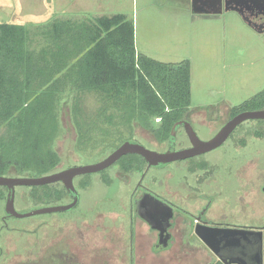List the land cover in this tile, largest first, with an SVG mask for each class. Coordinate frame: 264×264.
<instances>
[{
	"label": "rangeland",
	"instance_id": "374dc122",
	"mask_svg": "<svg viewBox=\"0 0 264 264\" xmlns=\"http://www.w3.org/2000/svg\"><path fill=\"white\" fill-rule=\"evenodd\" d=\"M117 14L133 22L137 54L163 63L189 61L187 119L201 140L212 137L230 119L232 108L264 91V37L233 12L194 19L183 0H0V23L25 26L35 50L44 45L41 32L54 20L78 22ZM62 98L53 142L59 158L56 171L102 160L114 150L112 146L120 144L119 134L130 132L133 142L152 151L166 149L167 141L158 142L140 127L130 130L97 119L100 104L93 94L81 97L80 121L86 137L78 144L74 99ZM177 142L186 145L183 135ZM215 164L217 177L204 188L212 187L217 196L214 216L233 226L263 225L264 122L241 124L230 140L202 157L149 168L144 184L173 200L168 192L184 195L194 185L195 174L186 173L188 167L212 168ZM233 168H242L244 181L227 174ZM118 170L115 165L75 179L79 204L67 213L3 222L5 194L0 199V264H169L164 253L149 250L150 244L137 256L129 255L130 194L144 168L125 176ZM197 193L205 192L199 189ZM32 200L29 188L16 189L18 212L32 208ZM68 202L65 195L53 200V205Z\"/></svg>",
	"mask_w": 264,
	"mask_h": 264
},
{
	"label": "trees",
	"instance_id": "16d2710c",
	"mask_svg": "<svg viewBox=\"0 0 264 264\" xmlns=\"http://www.w3.org/2000/svg\"><path fill=\"white\" fill-rule=\"evenodd\" d=\"M41 34L44 45L35 50L25 26L0 23V176L39 177L56 171L59 158L53 142L65 95L74 99L78 144L86 137L79 107L84 94L99 100L97 119L130 130L140 127L158 142L167 141L174 123L188 120L189 61L163 63L137 54L133 22L124 15L54 20ZM260 109L264 91L232 108L230 118ZM132 139L130 132L119 134L120 144ZM115 164L124 172L146 165L137 155L123 156ZM29 190L32 208L67 196L60 183ZM5 194L0 188V199Z\"/></svg>",
	"mask_w": 264,
	"mask_h": 264
},
{
	"label": "flooded vegetation",
	"instance_id": "af4514ba",
	"mask_svg": "<svg viewBox=\"0 0 264 264\" xmlns=\"http://www.w3.org/2000/svg\"><path fill=\"white\" fill-rule=\"evenodd\" d=\"M188 4V7L191 12V3L192 0H183ZM230 1V0H228ZM234 3V2H233ZM233 3H229L230 6H233ZM238 9L240 14L235 11H229L237 14L240 18L254 31L259 33L264 37V1H245L241 0L238 3ZM224 0H221V3H214L213 5H207L201 7L200 4L195 7L201 8L202 10L212 11L214 9L221 8L222 13H224ZM192 13V12H191ZM226 13V12H225ZM221 14L214 15H205L197 14L193 15L194 18H209L214 19L220 16ZM188 121V120H187ZM189 122V121H188ZM255 123H263L264 121H254ZM191 125V124H190ZM239 128V127H237ZM237 128L231 133L227 140H230ZM179 135H183L186 145L181 146L178 141ZM226 140V141H227ZM189 141L185 135V132L182 128L177 131L175 145L173 150H180L189 147ZM167 149V142H166ZM165 149V150H166ZM164 150V151H165ZM205 155V154H204ZM198 156V157H202ZM194 157V158H198ZM187 159L183 161L192 160ZM245 159V158H243ZM182 162V161H178ZM114 164L113 166H115ZM169 165V164H168ZM233 165V164H232ZM112 166V167H113ZM167 166V165H166ZM164 166L163 168H165ZM192 169L188 167L186 173L195 174L193 183L194 185L188 186L189 188L185 189V194L181 195L177 192H168L170 196L173 197V200L166 199L165 196L156 194L150 187L144 184V179L146 172L149 170L144 167V171L139 173V179L133 187L130 194V223H129V237H130V248L129 255L137 256L138 253H141L140 250H143L145 246L150 244L149 250L152 253L158 254L164 253L167 256L169 264H223L224 263H234V264H259V246L258 243L262 242V264L264 261V224L261 226H251V227H242V226H233L228 223L218 220L213 214L214 206V197L217 199V196L212 192L213 189L210 187L207 191V184L212 183L215 177H217L218 164H215L209 168H202L201 166H194ZM242 168L236 169L233 168L231 171L227 170L228 175L236 176L242 178L244 181L245 178L242 175ZM117 173L125 175H130L132 172H124L120 169ZM134 173V172H133ZM241 180V179H240ZM202 189L205 193H197V190ZM260 191H264V183L260 188ZM147 194H152L153 196L162 200L163 203L167 206H158L153 205L149 202L144 206V209L149 206L155 208L156 216L151 217L148 213L146 220L142 219L140 216H137L134 211V203L138 200H141L146 197ZM147 199V198H146ZM171 209V210H169ZM141 211V210H140ZM169 215L168 221H165ZM4 222V221H3ZM199 228L204 232H209L211 234V229H252L259 234H254L256 239V244L254 247L245 243V241L239 240L236 244L232 246L225 247L223 244H220L217 247L218 254L221 260L217 256L212 254L196 237L195 228ZM210 229V230H207ZM254 239V240H255ZM176 255V258L173 257Z\"/></svg>",
	"mask_w": 264,
	"mask_h": 264
},
{
	"label": "water",
	"instance_id": "95a60500",
	"mask_svg": "<svg viewBox=\"0 0 264 264\" xmlns=\"http://www.w3.org/2000/svg\"><path fill=\"white\" fill-rule=\"evenodd\" d=\"M241 0H224L225 6L224 11H235L240 12L238 9V3ZM245 1H261V0H244ZM264 1V0H262ZM221 3V0H192L191 3V12L194 15L205 14V15H214L217 16L221 14L222 10L214 9L212 11L202 10L201 8H196L195 6L200 4L201 7L207 5H213L214 3ZM234 2V3H233ZM229 3H233V6H230ZM240 14V13H239ZM252 121H264V109L254 110V111H244L240 112L237 115L228 119L218 130L217 132L207 140H201L190 123L187 120H179L173 124L168 139H167V149L162 152L152 151L148 148H145L141 144L135 143L132 140H126L122 142L116 149L110 152L102 160L85 166H73L64 170L54 171L49 174L39 176V177H24V176H0V188L6 189V197L4 203V218L5 219H27L36 216L50 215V214H59L67 213L74 210L79 204V193L75 187L74 180L78 177L89 176L93 174H99L111 166H113L118 160L123 156L127 155H137L143 159L146 164V168H163L164 166L198 157L204 154H207L215 149L221 147L226 140L229 138L231 133L239 127L241 124ZM182 128L185 132V135L189 141L190 146L180 150H173L176 140L177 131ZM60 183L69 198V202L66 204L59 205H50V206H39L35 208H30L21 212H18L14 206L15 200V191L17 188H32V187H41L46 185H52ZM147 198V199H146ZM147 202L158 205V206H167L159 198L153 196L152 194H147L145 198L138 200L134 203V211L137 216H140L142 219L146 220L148 213L151 217L156 216V209L149 206L144 209V206L148 204ZM168 207V206H167ZM141 210V211H140ZM171 210V209H169ZM165 221H168L169 215ZM199 228H195V235L199 241L219 260L222 261L218 254L217 247L220 244L225 245V247H230L233 244H236L239 240L245 241V243L251 245L252 247L256 244V239L254 234L260 233L252 229H211L213 234L209 232H204ZM207 230H210L207 228ZM255 239V240H254ZM259 246V264H262V242L258 243ZM264 263V261H263ZM223 264H234V263H224Z\"/></svg>",
	"mask_w": 264,
	"mask_h": 264
},
{
	"label": "crops",
	"instance_id": "0c3cea01",
	"mask_svg": "<svg viewBox=\"0 0 264 264\" xmlns=\"http://www.w3.org/2000/svg\"><path fill=\"white\" fill-rule=\"evenodd\" d=\"M190 13H191V12H190ZM191 15H192V17H193L194 14L191 13ZM193 18H194V17H193ZM194 19H197V18H194ZM134 46H135V42H134Z\"/></svg>",
	"mask_w": 264,
	"mask_h": 264
}]
</instances>
